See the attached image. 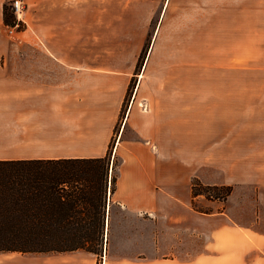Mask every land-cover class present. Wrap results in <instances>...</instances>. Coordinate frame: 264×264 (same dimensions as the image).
<instances>
[{"label": "crops", "instance_id": "0c3cea01", "mask_svg": "<svg viewBox=\"0 0 264 264\" xmlns=\"http://www.w3.org/2000/svg\"><path fill=\"white\" fill-rule=\"evenodd\" d=\"M8 1L0 161L101 158L111 143L108 242L114 227L156 249L170 237L164 258L198 241L202 264H264V0H22L12 31ZM192 179L232 191L195 198L199 212Z\"/></svg>", "mask_w": 264, "mask_h": 264}, {"label": "trees", "instance_id": "16d2710c", "mask_svg": "<svg viewBox=\"0 0 264 264\" xmlns=\"http://www.w3.org/2000/svg\"><path fill=\"white\" fill-rule=\"evenodd\" d=\"M2 20L6 27L17 25L7 4ZM21 25L16 28L21 30ZM133 87L131 80L126 98ZM112 146L101 158L0 161V252L83 250L99 258L105 243L107 200L116 183L110 171ZM231 191L232 186L192 179V207L208 213L196 207L195 198L225 201Z\"/></svg>", "mask_w": 264, "mask_h": 264}, {"label": "rangeland", "instance_id": "374dc122", "mask_svg": "<svg viewBox=\"0 0 264 264\" xmlns=\"http://www.w3.org/2000/svg\"><path fill=\"white\" fill-rule=\"evenodd\" d=\"M12 0H9L6 4L10 9V13L12 12L10 3ZM23 23V22H20ZM23 29V25L20 27ZM14 30H18L15 28ZM140 75V74H139ZM207 75V73H206ZM221 75H227V72H222ZM138 78L137 82L138 83ZM135 86V83H134ZM222 93L227 95L228 84H222ZM136 88V87H135ZM135 88L128 93L126 98V106L124 108V113L127 105L131 102V96L134 94ZM131 98V99H130ZM117 129V127H116ZM113 170L111 171L112 175H116L115 164H117V160H114ZM254 197L262 201L264 205V191L256 192L253 194ZM196 207L200 208V204L195 202ZM259 219L261 221L259 226L253 227V233L256 235L264 234V207L259 212ZM164 228L169 229L168 224L164 223ZM114 227H111V234L109 238V242L105 239L103 253L99 258L96 256L89 254L83 250H78L72 253H19V252H6V254L12 259H15L14 263L10 264H202L203 257L199 255L196 257L197 250L200 252L203 249V245L198 241H192L185 243V247H188L187 252L182 254H177V257H173L172 255L164 258V253L169 250L170 242H172L170 237H162L157 241L158 248H155V241L147 237L142 239L141 241H124L117 242L114 237ZM149 230V229H147Z\"/></svg>", "mask_w": 264, "mask_h": 264}, {"label": "built area", "instance_id": "2783aa9c", "mask_svg": "<svg viewBox=\"0 0 264 264\" xmlns=\"http://www.w3.org/2000/svg\"><path fill=\"white\" fill-rule=\"evenodd\" d=\"M10 6H11V9H12V12H13V15L15 16L16 20H17V25L14 26V27H7V29H9V31H12L14 30L18 24L21 21V17L24 13V10H25V6H24V3L22 2V0H12L11 3H10ZM144 109H145V106H144ZM108 194H109V191H108Z\"/></svg>", "mask_w": 264, "mask_h": 264}]
</instances>
